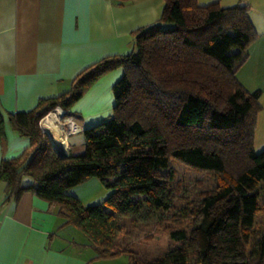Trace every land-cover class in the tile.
I'll use <instances>...</instances> for the list:
<instances>
[{"label":"trees","instance_id":"16d2710c","mask_svg":"<svg viewBox=\"0 0 264 264\" xmlns=\"http://www.w3.org/2000/svg\"><path fill=\"white\" fill-rule=\"evenodd\" d=\"M249 11L246 5L164 0L160 19L132 34L130 54L104 57L83 69L67 92L40 100L31 111L9 114L12 129L29 147L0 163L2 205L17 203L26 192L55 205L64 219L60 227L80 230L97 259L264 264V218L254 223L257 213L264 215V151L254 150L260 91L248 92L236 80L258 37ZM117 68L123 75L112 87V116L82 132L83 154L59 157L40 119L55 107L73 117L72 105ZM173 159L212 174L214 188L191 209L184 207L182 218L170 220L173 244L164 255L138 260L128 246L116 247L115 235L123 229L117 219L159 222L160 213L175 210ZM89 178L112 191L102 204L83 206L67 194ZM184 219L191 221L187 227Z\"/></svg>","mask_w":264,"mask_h":264},{"label":"crops","instance_id":"0c3cea01","mask_svg":"<svg viewBox=\"0 0 264 264\" xmlns=\"http://www.w3.org/2000/svg\"><path fill=\"white\" fill-rule=\"evenodd\" d=\"M211 3L250 8L258 37L237 73L243 74L239 83L248 92L260 91L254 149L258 140L264 149V0H197L198 5ZM163 6L164 0L122 5L112 0H0V163L29 147V140L12 129L9 114L31 111L40 100L67 92L83 69L104 57L130 54L132 34L155 24ZM122 75L121 68L105 73L72 105L69 112L82 128L112 116V87ZM80 135L81 140L68 141L66 155L84 153ZM5 188L0 182V264H121L119 258L97 259L91 244L76 243L70 234L67 238L69 226L60 227L64 219L58 208L30 192L2 205Z\"/></svg>","mask_w":264,"mask_h":264},{"label":"rangeland","instance_id":"374dc122","mask_svg":"<svg viewBox=\"0 0 264 264\" xmlns=\"http://www.w3.org/2000/svg\"><path fill=\"white\" fill-rule=\"evenodd\" d=\"M162 27L166 26L163 25ZM242 75V73H236V80L238 82H241L243 79ZM255 80L252 82H255ZM250 92L252 93V91ZM262 102H264V97H262ZM256 131L258 133L257 129ZM81 139L82 136L78 134L69 138V142ZM259 141L255 143L257 148L254 150L256 153L264 151V149H261ZM171 169L174 173V179L171 185L175 195L173 202L175 206L174 211L160 213L158 217H160L161 221L159 222L157 221L159 218L157 220L151 219L146 223L134 217L117 219V222L123 229L115 235L116 247L124 248L128 246L136 253L138 260L157 258L164 255L167 249L173 244L167 232L170 227V220L182 218L183 216L180 212L184 207L191 209L193 205H197L201 201V196L204 193L214 188V178L210 173L194 170L175 159L171 161ZM111 193L112 191L105 188L97 178H89L67 191V194L76 197L83 206L102 204ZM262 218H264V215L261 212L257 213L254 217V223H260ZM189 222H191L190 219H186L184 221V227H187ZM65 233H67V238L73 236L71 239L76 243L90 244L89 239L80 230L72 226H69ZM68 234L71 237H68ZM117 258H119L118 261L121 264H128V257L120 256ZM189 264L193 263L190 262Z\"/></svg>","mask_w":264,"mask_h":264},{"label":"built area","instance_id":"2783aa9c","mask_svg":"<svg viewBox=\"0 0 264 264\" xmlns=\"http://www.w3.org/2000/svg\"><path fill=\"white\" fill-rule=\"evenodd\" d=\"M53 117L51 121H47L49 117ZM39 127L42 132L50 140L52 135L56 141L63 147L65 153L68 149V141L72 136L82 134L85 130L82 128L76 120L69 116L67 111L61 107H55L51 111L47 112L39 121ZM51 142V141H50ZM52 147L54 144L51 142ZM55 153L56 149L53 147Z\"/></svg>","mask_w":264,"mask_h":264},{"label":"water","instance_id":"95a60500","mask_svg":"<svg viewBox=\"0 0 264 264\" xmlns=\"http://www.w3.org/2000/svg\"><path fill=\"white\" fill-rule=\"evenodd\" d=\"M50 141L54 144L53 147L57 150L56 154L59 157H66L67 156L63 147L56 141V139L52 135L50 136Z\"/></svg>","mask_w":264,"mask_h":264},{"label":"bare ground","instance_id":"6f19581e","mask_svg":"<svg viewBox=\"0 0 264 264\" xmlns=\"http://www.w3.org/2000/svg\"><path fill=\"white\" fill-rule=\"evenodd\" d=\"M52 118H53L52 116H51V117H49L47 121H51V119H52Z\"/></svg>","mask_w":264,"mask_h":264}]
</instances>
